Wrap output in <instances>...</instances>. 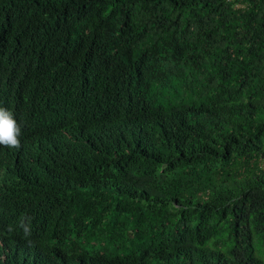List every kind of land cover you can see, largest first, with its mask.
<instances>
[{
  "label": "trees",
  "instance_id": "obj_1",
  "mask_svg": "<svg viewBox=\"0 0 264 264\" xmlns=\"http://www.w3.org/2000/svg\"><path fill=\"white\" fill-rule=\"evenodd\" d=\"M0 108V264H264V0H0Z\"/></svg>",
  "mask_w": 264,
  "mask_h": 264
},
{
  "label": "clouds",
  "instance_id": "obj_2",
  "mask_svg": "<svg viewBox=\"0 0 264 264\" xmlns=\"http://www.w3.org/2000/svg\"><path fill=\"white\" fill-rule=\"evenodd\" d=\"M21 128L14 118L12 111L0 108V145L8 148H18L20 146ZM25 235L29 234V229L24 225L23 220L20 222Z\"/></svg>",
  "mask_w": 264,
  "mask_h": 264
},
{
  "label": "rangeland",
  "instance_id": "obj_3",
  "mask_svg": "<svg viewBox=\"0 0 264 264\" xmlns=\"http://www.w3.org/2000/svg\"><path fill=\"white\" fill-rule=\"evenodd\" d=\"M261 167L264 170V159L261 161Z\"/></svg>",
  "mask_w": 264,
  "mask_h": 264
}]
</instances>
